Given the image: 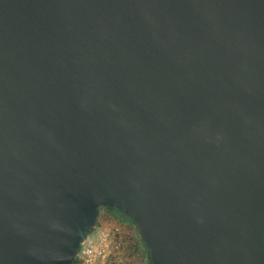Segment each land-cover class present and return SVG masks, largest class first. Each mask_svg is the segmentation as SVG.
<instances>
[{"label":"water","instance_id":"obj_1","mask_svg":"<svg viewBox=\"0 0 264 264\" xmlns=\"http://www.w3.org/2000/svg\"><path fill=\"white\" fill-rule=\"evenodd\" d=\"M113 209L152 264H264V0H0V264Z\"/></svg>","mask_w":264,"mask_h":264},{"label":"built area","instance_id":"obj_2","mask_svg":"<svg viewBox=\"0 0 264 264\" xmlns=\"http://www.w3.org/2000/svg\"><path fill=\"white\" fill-rule=\"evenodd\" d=\"M129 235L126 224L120 225L113 233H91L80 247L78 264H107L109 259L125 251L129 244Z\"/></svg>","mask_w":264,"mask_h":264},{"label":"flooded vegetation","instance_id":"obj_3","mask_svg":"<svg viewBox=\"0 0 264 264\" xmlns=\"http://www.w3.org/2000/svg\"><path fill=\"white\" fill-rule=\"evenodd\" d=\"M107 216L110 219H113L114 223L119 224L121 226L125 225L126 218L119 215L115 209H113L111 212H105L102 211L100 215V220L98 223L97 228L99 227V224L101 223V218ZM127 227L129 228V244H128V251L126 250L123 252V255H125L128 260H136V264H152V261L150 263V250L147 248L145 243L141 240L139 236V231L133 226V225H128ZM96 228V229H97ZM95 230V229H94ZM150 256V258H149Z\"/></svg>","mask_w":264,"mask_h":264},{"label":"rangeland","instance_id":"obj_4","mask_svg":"<svg viewBox=\"0 0 264 264\" xmlns=\"http://www.w3.org/2000/svg\"><path fill=\"white\" fill-rule=\"evenodd\" d=\"M119 224L114 223L113 219H110L109 217L105 216L101 218V223L99 224V227L93 231L95 235L102 234V233H113L116 231V229H119ZM125 251L128 249L125 248ZM124 251V252H125ZM116 253V252H115ZM123 253H119V255L115 256L114 258L109 259L107 264H136V260H128Z\"/></svg>","mask_w":264,"mask_h":264},{"label":"trees","instance_id":"obj_5","mask_svg":"<svg viewBox=\"0 0 264 264\" xmlns=\"http://www.w3.org/2000/svg\"><path fill=\"white\" fill-rule=\"evenodd\" d=\"M115 211L119 214V215H121V216H123V217H125L126 218V221H124V222H126L125 224L127 225H133V223H132V220L129 218V217H127V216H125L124 214H122L121 212H119L117 209H115ZM94 231V230H93ZM93 231H92V233H93ZM149 258H150V256H149ZM150 263H151V258H150ZM75 264H78V260H76V262H75Z\"/></svg>","mask_w":264,"mask_h":264}]
</instances>
